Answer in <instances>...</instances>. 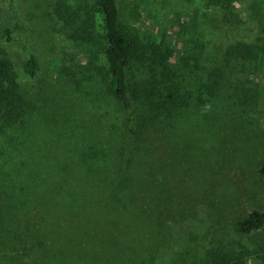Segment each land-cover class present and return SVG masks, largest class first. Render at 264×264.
Returning a JSON list of instances; mask_svg holds the SVG:
<instances>
[{
  "label": "rangeland",
  "instance_id": "obj_1",
  "mask_svg": "<svg viewBox=\"0 0 264 264\" xmlns=\"http://www.w3.org/2000/svg\"><path fill=\"white\" fill-rule=\"evenodd\" d=\"M94 2L14 0L7 14L0 11V57L12 62L21 91L36 106L22 128L8 131V138L0 135V165L5 164L0 170V189L4 194L0 203H4L7 213L14 214L0 222L3 224L0 264H50L48 253L58 244L55 233L51 235L48 231L51 228L66 231L71 243L77 240L71 221L73 216L80 215L82 206L64 209L57 222L53 219L54 227L46 216L49 200L39 204L36 199L27 197L23 202L16 196L21 188L33 182L32 165L35 164L32 162L38 160L35 149L45 152L77 149L84 145V135L92 144L113 145L126 141L125 134L119 131L114 102L104 86L96 84L100 81L99 74L105 78L107 70L101 16L93 11V24L83 26L82 23L86 18L83 7L93 6ZM117 3L123 27L144 42L162 45L163 49L168 47L172 52L169 63L181 65L183 61V68L197 83L205 82L212 69L222 70L226 90L203 113L192 114L185 122L180 118L177 125L183 121L184 137L174 132L173 140L169 137L173 141L171 145L166 141L170 131L165 129L156 137L160 142L156 149H162L159 153L166 156L176 149L175 142L183 144L196 139L191 147L190 144L181 147L185 149L184 155L174 160L180 161L179 168L172 170L182 184L170 196L169 203L179 210L171 226L170 241L162 246H147L145 250H151L150 257L156 259V264H199L203 248L213 238L235 241L230 228L233 217L253 208L264 210L261 172L264 166V0H233L228 11L208 0H117ZM63 5L71 10L62 8ZM72 10L77 11L79 20L66 21L58 14L64 12L65 16ZM238 43L250 45L253 56L247 60L226 59L227 49ZM31 53L39 64L34 80H29L24 70ZM87 69L94 75L89 81L82 79ZM140 71L144 72L141 66H133L135 79H139ZM70 76L82 79L83 84L77 87ZM198 126L201 133L195 132ZM22 162L26 163L24 171L16 174V166ZM157 168H161L163 176L167 172L165 164ZM5 171L14 177L7 179ZM171 184L176 186L174 178ZM185 195H195L196 200L187 203ZM212 203L217 208L227 205L231 212L225 221L217 209L209 207ZM44 212L51 228L42 227ZM23 223L29 230H19ZM35 230L41 234L38 240L30 236ZM260 238H264V231L250 240L239 241L253 250ZM77 245L69 248L71 254L75 251L73 257L81 256L88 264L101 262L95 247H88L84 240ZM141 250H132L131 254L141 257ZM114 252H106L107 264H117ZM143 258H130L118 264H142ZM245 264L263 263L251 257Z\"/></svg>",
  "mask_w": 264,
  "mask_h": 264
},
{
  "label": "trees",
  "instance_id": "obj_2",
  "mask_svg": "<svg viewBox=\"0 0 264 264\" xmlns=\"http://www.w3.org/2000/svg\"><path fill=\"white\" fill-rule=\"evenodd\" d=\"M208 1L222 10L228 8V11L233 0ZM13 4L14 0H0V11L7 14ZM62 8L71 10L66 5ZM83 10L86 17L82 20L83 26L93 24V11L101 16L107 70L105 78L99 74L100 81L96 84L104 86L114 102L119 131L125 134L126 141L113 145L92 141V144L84 135L85 143L77 149H47L48 152L35 149L39 161L32 162L35 164L32 165L35 171L32 172L33 182L21 188L16 196L23 202L27 197L29 200L36 199L39 204L49 200L47 215L44 212L42 218L44 229L51 228L49 224L56 227L53 219L57 222L64 209L82 206L80 215L73 216L71 221L74 234H78L74 243H71L66 231L48 230L51 235L55 233L58 241L48 253L50 264H88L81 256L73 257L74 250L72 254L69 252V248L73 244L77 247L81 240L88 247L97 249L102 264L107 261L108 250L115 251L113 255H116L117 264L130 258L140 260L147 255L142 264H156V259L150 257L151 250L145 249L170 241L171 226L179 211L169 203L172 201L170 196L174 188L182 184L172 169L179 168L180 161L175 162V159L184 155L185 149L181 147L187 144L191 147L196 139L191 138L183 144L175 142L176 149L166 156L159 153L162 149H156L160 144L156 137L162 135L165 129L170 131L166 138L170 145L173 141H169V137L174 132L184 137L181 131L185 130L183 121L180 126L177 125L180 118L185 122L188 116L207 110L226 90L222 83V70L212 69L205 82L197 83L183 68V61L181 65L169 63L168 57L171 58L172 52L168 47L163 49L162 45L144 42L123 27L117 0H95L93 6L85 4ZM58 14L66 21L80 19L76 10L68 11L65 16L64 12ZM251 56L252 47L243 43L226 51V59L247 60ZM135 65L144 69V72L140 71L139 79L132 74ZM24 70L29 80L36 78L39 64L34 54L27 58ZM86 71L82 79L89 81L94 75L91 70ZM70 78L75 80L73 83L77 87L83 84L82 79ZM35 107L21 91L12 62L7 57H0V135L8 138V131L22 128ZM200 128L196 127L195 132H200ZM163 164L167 165L164 176L161 168H157ZM24 165L26 163L22 162L16 166V174L24 171ZM3 167L5 164L0 165V170ZM261 172L264 176V166ZM5 175L7 179L14 177L10 171H5ZM172 178L175 179V187L171 184ZM3 196L0 189V202ZM185 196L187 203L196 200L195 195ZM23 202L20 204L24 205ZM209 207L217 209L224 221L231 212L226 204L217 208L212 203ZM7 211L4 203H0V222L14 216ZM45 215L50 219L49 224ZM230 226L235 241H228L225 237L213 238L209 246L203 248L199 264H245L251 257L264 264V238L257 241L253 250L240 243L264 231V210L253 208L235 216L230 220ZM19 230L25 232L29 228L23 223ZM40 235L39 230H35L30 236L38 240ZM139 248L143 249L139 252L141 257L133 256L132 250L136 252Z\"/></svg>",
  "mask_w": 264,
  "mask_h": 264
}]
</instances>
